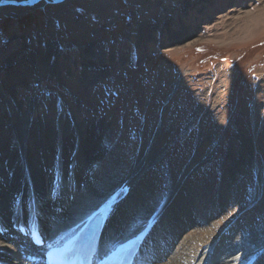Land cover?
<instances>
[{
	"label": "rangeland",
	"instance_id": "obj_1",
	"mask_svg": "<svg viewBox=\"0 0 264 264\" xmlns=\"http://www.w3.org/2000/svg\"><path fill=\"white\" fill-rule=\"evenodd\" d=\"M54 44L58 70L35 72L32 63L47 59ZM92 47L98 57L88 63ZM15 68L27 78L9 92ZM90 68L105 71L86 83L81 74ZM29 100L33 117L55 123L56 134L63 117L74 127L94 122L104 133L97 151L106 160L94 164L103 175L117 164L126 173L150 148L140 183L158 194L189 168L187 194L210 213L200 224L215 226L197 241L219 238L257 201L222 241L229 246L264 223V0L0 6V103L23 114Z\"/></svg>",
	"mask_w": 264,
	"mask_h": 264
},
{
	"label": "bare ground",
	"instance_id": "obj_2",
	"mask_svg": "<svg viewBox=\"0 0 264 264\" xmlns=\"http://www.w3.org/2000/svg\"><path fill=\"white\" fill-rule=\"evenodd\" d=\"M97 53L95 48H89L84 54V60L88 63L95 61ZM54 56H58L56 44L50 46L47 59H39L32 63L33 70L39 74L52 75L59 66L57 61L53 62ZM17 69L10 70L16 74L12 77L6 73L10 79L6 86L9 92L15 91L14 86L23 83L27 78L25 68L16 71ZM90 69L92 72L81 74L86 83H90L93 77L98 79L105 71L104 68ZM6 103L4 105L0 103V226L3 230V234L0 233V264H25L21 258V251L27 249L25 238L19 236L14 222L25 217V213L30 209L28 204L33 203L32 200L26 203L25 213L18 205L21 197L30 195L31 186L28 179H31L35 195L38 197L39 209L42 213L44 211L41 221L47 224L53 222L52 227L49 225L45 227L49 240L60 239L106 199H112L116 201V208L114 206L115 214L108 224V230L111 231L106 235L107 242H104V247L109 244L112 248L136 236L149 220L154 218L160 220L154 233V240L159 247L158 250L151 252L155 264H243L249 262L247 260L264 264V223L249 233L245 229L247 234L244 236L238 233L239 239L229 246L224 245L222 241L227 236L229 238L233 229L243 225L241 223L249 218L251 210L260 201L244 211V214L241 213V217L234 223L230 222L233 224L225 226L226 229L218 233L220 235L219 238L216 237L218 239L215 238L214 232L215 235L208 239L209 242L204 240L208 243L199 242L196 236L202 233L201 237L206 239V234L215 229V226L205 227L200 224L206 220L202 221V218L210 213L206 209L202 211L201 204L193 201L194 199L187 194L186 179L189 176V168L182 172L180 178L170 188L153 194L154 191L150 192L148 188L146 191L140 183L142 173L153 161L150 148L147 153L138 156L131 170H127L126 173L121 175L120 164H117L108 169L107 175H103L101 169L97 170L99 165L94 164L105 159V156L97 151V148L104 144V141L100 140L104 133L94 127V122L89 120L90 124H86L78 120L74 127V121V124L68 123L63 117L58 121L60 131L56 134L55 123L51 121L42 124L39 119L33 117L32 100L28 101L30 112L23 111V114H20L22 109L16 111L9 108L6 112ZM76 138L80 140L75 142L71 152L73 139ZM54 155L56 159H52ZM209 200H213V197H209ZM202 201L199 200L200 203ZM52 208H56L55 213L52 212ZM195 224L199 225L193 227ZM225 246L227 249L223 250Z\"/></svg>",
	"mask_w": 264,
	"mask_h": 264
},
{
	"label": "water",
	"instance_id": "obj_3",
	"mask_svg": "<svg viewBox=\"0 0 264 264\" xmlns=\"http://www.w3.org/2000/svg\"><path fill=\"white\" fill-rule=\"evenodd\" d=\"M41 0H30V1H21L19 2L18 0H15V1H6V2H3V3H0V6H3V5H15V6H21V5H33L37 2H39ZM65 0H45V2L47 3H52V4H55V3H59V2H63Z\"/></svg>",
	"mask_w": 264,
	"mask_h": 264
}]
</instances>
